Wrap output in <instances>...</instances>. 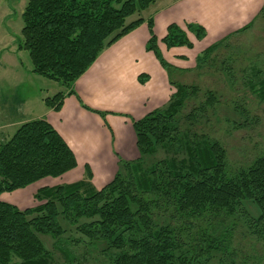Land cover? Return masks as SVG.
I'll return each mask as SVG.
<instances>
[{
	"label": "trees",
	"instance_id": "obj_1",
	"mask_svg": "<svg viewBox=\"0 0 264 264\" xmlns=\"http://www.w3.org/2000/svg\"><path fill=\"white\" fill-rule=\"evenodd\" d=\"M155 1L28 0L21 48L28 52L33 74L68 93L46 98L45 106L58 112L101 52L143 23L138 19L126 25V20ZM147 25L146 50L166 67L158 56L152 20ZM186 27L198 39L205 36L199 25ZM162 43L170 49L188 42L184 32L170 25ZM256 85L264 103V77ZM177 89L166 108L132 122L138 157L121 162L100 190L92 187L86 165L81 181L39 189L37 207L21 211L0 200V264H60L40 237L52 240L63 264H88L86 255L94 252L106 264H264V154L229 172L219 143L180 132L177 116L193 88ZM158 148L181 150L185 158L147 167L145 158ZM77 166L74 153L47 121L23 123L0 144V197L61 178ZM244 244L251 250L252 244L259 246L261 252L240 254Z\"/></svg>",
	"mask_w": 264,
	"mask_h": 264
},
{
	"label": "rangeland",
	"instance_id": "obj_2",
	"mask_svg": "<svg viewBox=\"0 0 264 264\" xmlns=\"http://www.w3.org/2000/svg\"><path fill=\"white\" fill-rule=\"evenodd\" d=\"M157 1L145 11L137 12L126 20V25L138 19L145 21L146 25L138 34L148 36L146 45L150 38L147 23L149 20H152L153 23L152 30L156 39L158 56L166 67H163L153 52L146 50V45L145 51L150 53L163 69L169 86L165 100L155 110L166 108L173 100L172 97L179 86L192 87L193 93H188L177 116L181 122L180 132L187 131L192 135L203 134L219 143L226 153L229 172L248 167L255 159L264 154V103L259 102L256 93L259 87L256 85L257 81L264 77V5L245 25L236 28L217 41L205 43L206 31L205 36L198 39L194 33L187 29V23L180 24L178 21L169 25L166 23L177 20L178 16L167 9L179 0ZM27 2L28 0H0V104L4 98L11 102V95L16 93L19 82L30 93L41 99L45 96L50 98L65 91V88L59 83L33 74L28 52L21 48L22 14ZM170 25H176L184 32L187 45L168 49L162 43ZM133 40H135L133 36L123 40L120 46L109 53V56L127 57L128 55L123 51L124 47L127 44L131 46ZM215 45L218 46L217 50L207 54L206 50ZM134 48L137 56L141 55L142 44H135ZM16 50L20 53L17 54ZM199 60L202 62L199 63ZM13 62H15L14 66L18 68H12L11 63ZM148 80L149 76L146 74L138 76V82L141 85L146 84ZM67 94L66 91L65 95ZM44 110V105L39 101L36 103L33 115L38 116ZM96 113L104 115V113ZM190 114L191 118H189ZM3 117L4 115L0 112V121ZM133 121L138 120H131V126ZM13 132L16 131H9L7 136L0 134V144L8 141L13 136ZM176 152L179 153L158 148L154 155L145 158L146 166L149 167L152 163L165 159L181 160L185 158L183 151L176 150ZM121 162L127 161L116 162L112 172L111 164L93 165L92 187L95 190H100L110 183L118 172ZM85 166L79 167L78 170L76 168V171L74 169V172L71 171L74 173L73 176L65 177L69 174L68 172L58 179L47 178L25 189L2 194L0 200L14 205L21 211L37 207L40 204L35 201L34 195L39 189L81 181L86 178ZM87 166L90 168L89 165ZM109 171L111 172L110 176L103 178V175H107ZM246 208L251 215H256V208L252 204H246ZM40 238L44 245L53 252L55 263L63 264L62 257L52 250V240L46 237ZM250 240L252 241V239ZM252 245L251 250L244 244L240 254L247 255L246 252L251 250L254 255H259L260 247ZM86 257L89 260L88 264H106V259L100 253L94 252L87 254Z\"/></svg>",
	"mask_w": 264,
	"mask_h": 264
},
{
	"label": "crops",
	"instance_id": "obj_3",
	"mask_svg": "<svg viewBox=\"0 0 264 264\" xmlns=\"http://www.w3.org/2000/svg\"><path fill=\"white\" fill-rule=\"evenodd\" d=\"M263 5L264 0H179L167 9L178 16L177 20L166 23L169 25L178 21L180 24L199 25L207 33L205 43H212L248 23ZM145 25L144 21L101 52L95 63L72 85L70 90L74 94L65 98L58 112L45 106L46 96L42 99L36 97L21 82L17 83L11 102L4 98L0 104V112L4 115L0 121V134L7 136L9 131H16L28 121L45 120L74 153L77 170L87 164L92 173L95 164H111L112 172L116 162L137 158L131 120L142 119L159 108L169 88L165 72L145 51L148 36L138 34ZM130 36L135 40L131 46L127 44L124 47L127 57L109 56ZM135 44H142L139 56ZM16 53L20 52L16 50ZM11 64L12 68H18L14 66L15 62ZM141 74L149 76L144 85L138 82ZM39 101L45 110L34 116ZM72 172L65 177L73 176ZM111 172L103 178L109 177Z\"/></svg>",
	"mask_w": 264,
	"mask_h": 264
}]
</instances>
